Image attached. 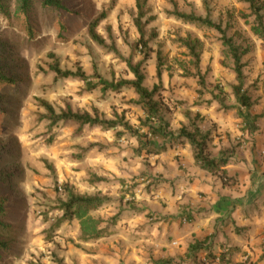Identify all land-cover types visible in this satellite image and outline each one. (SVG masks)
<instances>
[{
  "label": "rangeland",
  "instance_id": "obj_1",
  "mask_svg": "<svg viewBox=\"0 0 264 264\" xmlns=\"http://www.w3.org/2000/svg\"><path fill=\"white\" fill-rule=\"evenodd\" d=\"M63 3L69 11L34 4L24 14L20 0H6L9 16L0 12V71L14 80L0 82V220L7 224L2 236L10 240L0 264H59L58 259L64 264H164L161 259L168 258L171 264H264V40L251 29L249 5L146 0L155 20L145 27L152 49L142 62L144 84L149 89L159 84L156 98L171 129L186 123L188 112L200 113L215 151L234 150L227 169L238 182L228 186L219 176L198 172L189 147L138 154L136 137L125 133L118 139L120 129L48 121L41 100L57 111L70 104L74 110L97 109L107 118L118 114L135 127L146 118L132 88L90 91L81 79L58 78L50 70L54 53L63 68L80 67L87 75L97 71L108 80L132 79L128 62L144 59L137 46L136 0ZM174 3L182 11L209 15L247 49L245 84L252 112L262 116L254 133L245 132L237 110L227 107L236 105L232 86L237 80L220 33L169 15ZM102 11L107 17L97 30L109 47L93 41L84 22L88 14ZM188 37L201 43L202 75L182 43ZM67 188L111 197L93 212L104 220L109 236L83 242L77 220L51 227ZM213 211L219 216L208 225ZM115 215L117 223L111 225ZM197 241L204 249L190 251Z\"/></svg>",
  "mask_w": 264,
  "mask_h": 264
},
{
  "label": "trees",
  "instance_id": "obj_2",
  "mask_svg": "<svg viewBox=\"0 0 264 264\" xmlns=\"http://www.w3.org/2000/svg\"><path fill=\"white\" fill-rule=\"evenodd\" d=\"M247 3L250 8V16L254 17L252 23V31L254 34L264 40V4L261 0H238ZM207 2V0H204ZM21 13L29 14L33 9L34 4H39L43 8L56 9L62 12L69 11L63 0H20ZM138 14L134 22L139 31L140 38L137 42L138 48L144 54V59L137 63L128 62V66L134 75L132 79H121L118 81L108 80L103 78L97 71L94 75H87L82 68L76 70L63 68L60 64L59 58L51 53L50 57L53 62L50 64V70L55 73L58 78H79L85 82L87 90H95L100 88L103 93L108 91H120L124 87L132 88L139 96V104L146 113V118L142 120L139 126L135 127L123 116L116 114L115 118H107L100 114L95 109L94 112L74 110L70 104L65 108L57 111L51 103L47 100H41L43 107L46 110V117L52 125H57L60 122H74L80 126H99L105 130L120 129L116 132L119 136L129 133L136 137L138 146L136 152L141 154L143 151L148 153L161 154L168 149L180 146L189 147L191 149L192 157L197 166L208 173L221 177L224 185H234L238 182L236 174L230 172L227 167L230 165L234 155V150L231 148H222L215 151L216 145L212 132L209 129H204L200 123L202 117L200 113L192 116L187 113L188 118L186 123H183L178 129H171L168 121L162 114L160 101L156 96L159 95V84H155L152 89H149L145 83V72L143 70L142 62L151 56V46L149 39L146 37L145 27L147 24L155 20L154 15H150L146 9V0H136ZM0 12L9 16L6 0H0ZM168 14L175 18L196 25L198 27H207L217 30L221 35V40L225 46V53L232 62V67L236 73L237 83L232 86L233 95L235 96V106H227L237 110L238 116L242 119L243 130L249 134L258 130L260 114L253 113L254 102L245 84V75L243 67L244 56L247 54V49L242 44L238 43L233 36L228 34L227 27H224L220 22L214 20L209 15L202 16L195 12H185L180 10L174 3L172 10H168ZM107 17V11H102L98 16L93 17V14H88L85 17V24L90 38L98 43L100 46L109 47L106 39L101 35L97 28ZM62 27L65 26L61 23ZM183 45L189 50L190 55L195 60V65L199 73L201 70L199 63L201 61V43L198 39L190 37L182 40ZM158 59L161 61V53L158 52ZM158 67V78L162 79V70ZM202 75V74H201ZM200 76V83L204 84L203 76ZM13 78L9 77L0 71V82L12 83ZM146 129V130H144ZM160 141V142H158ZM66 196L59 200L58 209L61 215L51 227L57 228L65 222H72L77 220L81 230V240L83 242L96 241L103 237L109 236L110 232L107 226H103L104 220L93 215V212L101 208L104 204L111 201V197L100 194H80L67 188ZM4 209V204L0 201V217ZM11 218L10 220H12ZM117 223V215L111 219V225ZM4 224L0 220V254L9 250L10 240L2 236ZM10 231V230H9ZM190 251L203 250V242L197 241L196 244H191ZM206 249V248H205ZM224 258V256H222ZM59 264H64L62 259L57 260ZM164 264H171L169 258L161 259Z\"/></svg>",
  "mask_w": 264,
  "mask_h": 264
},
{
  "label": "crops",
  "instance_id": "obj_3",
  "mask_svg": "<svg viewBox=\"0 0 264 264\" xmlns=\"http://www.w3.org/2000/svg\"><path fill=\"white\" fill-rule=\"evenodd\" d=\"M194 161V160H193ZM194 165H195V169L198 171V172H200V171H202V169L199 167V166H197L196 164H195V162L193 163ZM212 203H213V200L211 201ZM205 206L206 207H210L209 206V204H205ZM209 214H211L210 216H208V218H207V224L209 225V223H214L215 222V220H216V217H218L219 216V214H217L216 212H210ZM203 221V220H202ZM206 224V225H207ZM203 226H205V225H203ZM198 229H202V227H200V228H198ZM200 233H204L202 230H200Z\"/></svg>",
  "mask_w": 264,
  "mask_h": 264
}]
</instances>
